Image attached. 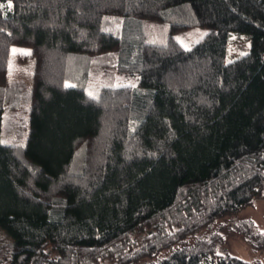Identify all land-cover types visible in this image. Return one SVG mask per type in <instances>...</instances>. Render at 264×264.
<instances>
[{
	"label": "trees",
	"instance_id": "16d2710c",
	"mask_svg": "<svg viewBox=\"0 0 264 264\" xmlns=\"http://www.w3.org/2000/svg\"><path fill=\"white\" fill-rule=\"evenodd\" d=\"M10 2L0 9L4 264H137L264 200V0ZM165 23L166 43H148L149 25ZM194 27L209 33L186 49L174 35ZM233 34L250 35L251 50L228 63ZM14 46L35 61L25 148L2 143L21 95L9 81ZM92 68L140 85L92 97ZM232 228L264 250L253 221ZM223 242L216 233L154 264H253L219 254Z\"/></svg>",
	"mask_w": 264,
	"mask_h": 264
},
{
	"label": "rangeland",
	"instance_id": "374dc122",
	"mask_svg": "<svg viewBox=\"0 0 264 264\" xmlns=\"http://www.w3.org/2000/svg\"><path fill=\"white\" fill-rule=\"evenodd\" d=\"M170 24H150L148 27V43L164 44L168 40ZM209 33L208 29L194 27L189 30L174 35L176 40L186 49H191ZM251 36L246 34H233L231 36L227 62L235 61L248 54L251 50ZM15 50V51H13ZM35 61L32 57V51L29 48L14 46L12 48V58L10 63L9 81L12 86L21 87L20 97L18 99V109L8 110L4 116L2 126V143L17 144L25 148L29 137L30 129L27 121L29 117V93L33 86V75ZM67 85L75 86L68 81ZM140 80L137 76L125 73H118L113 70H101L92 68L85 82V89L92 97H98L104 87H124L132 86L138 88ZM69 87V86H68ZM14 100L11 101V103ZM9 104V103H8ZM253 221L259 230L264 232V200L256 201L255 205L242 211L235 216H229L217 220L212 226L200 231L197 235L191 236L182 244L183 246L194 245L197 241L209 238L211 235L219 233L224 237V242L219 244L217 251L221 255H230L253 264H264V250H257L249 243L246 237L233 230V225L242 221ZM11 239L0 231V245L9 244ZM182 245H177L169 250H165L155 257L147 258L137 264H154L162 259L170 257ZM9 254L0 255V262L6 263Z\"/></svg>",
	"mask_w": 264,
	"mask_h": 264
},
{
	"label": "snow or ice",
	"instance_id": "6c2138e0",
	"mask_svg": "<svg viewBox=\"0 0 264 264\" xmlns=\"http://www.w3.org/2000/svg\"><path fill=\"white\" fill-rule=\"evenodd\" d=\"M5 7L9 8V9L12 7L10 0L6 5L4 3H0V9H3ZM13 51H15V50H13ZM67 86L71 87L72 85H67ZM89 95L91 96L92 93L90 92Z\"/></svg>",
	"mask_w": 264,
	"mask_h": 264
}]
</instances>
